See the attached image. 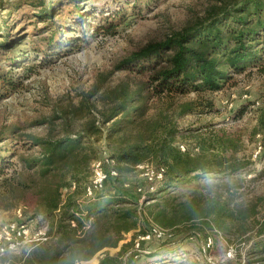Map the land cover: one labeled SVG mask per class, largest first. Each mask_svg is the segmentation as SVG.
<instances>
[{"label":"rangeland","instance_id":"374dc122","mask_svg":"<svg viewBox=\"0 0 264 264\" xmlns=\"http://www.w3.org/2000/svg\"><path fill=\"white\" fill-rule=\"evenodd\" d=\"M221 3L222 0H0V44L12 45L14 56L25 50L28 54L26 60L17 57L25 66L18 64L11 68L9 51L0 49V72L9 73L12 78L25 76L15 88L6 86L0 78V131L18 127L20 134L55 140L75 137L95 121L100 132L85 138L97 152L85 187L90 182L95 160L110 156L116 146L140 145L138 150L143 154L139 164L131 172L108 180L102 189L127 193L144 207L148 201L142 200L141 189L149 191L158 184L154 188L157 191L160 187L159 181L151 182L149 178L152 167L157 165L147 152V145L174 125L183 131L177 135L176 143L181 149L185 145L186 150H182L189 153L193 163L209 164L214 169L205 176L200 188L185 186L180 194L192 192L203 200L213 189L238 187L237 199L257 210L254 220L250 218L246 222L256 228L244 234H232L230 238L218 236L217 244L208 232L178 242L180 234L149 220V212L144 211L148 218L144 232L140 228L129 231L119 246L108 247L78 264H98L106 251L117 254L128 243L131 245L121 256L122 264H153L157 257L148 256L150 252L177 246L182 249L175 253L186 255L184 264H262L249 249L264 219V124L261 123L264 64L234 73L219 90H191L151 98L138 96L135 104L138 110L128 115L133 120L119 122L114 128L115 121L103 122V114L111 107L106 98L108 92L118 88L132 92L146 77L137 70L119 67L121 60L144 45L183 31ZM43 7L49 9V14L42 12ZM79 10L86 13L84 16L95 12L91 26L78 27L71 20ZM65 21V27L70 24L77 29L75 33L62 28ZM108 22L116 24L115 32H107ZM99 24V30H94ZM85 29V41L79 46L70 45L76 43L75 36H82ZM54 33L55 42L50 44L49 38ZM190 99L196 100V110L183 114L182 105ZM208 102L213 103L212 108ZM227 139L238 146L234 162L249 163L235 174L229 173L231 161L224 158L232 150L227 147L230 150L223 151L229 145ZM19 140L12 166L0 175V225L27 220L34 230L43 222L44 226L38 229L44 230L48 237L56 233V217H45V199L53 195L57 183L66 181L67 163L72 160L57 162L42 176L39 168L27 166L23 157L39 156L44 147L39 144L30 148L24 140ZM14 142H17L15 137L8 134L0 145ZM70 190L60 188L64 199ZM21 194L25 197L21 198ZM156 225L163 233L145 238ZM30 237L20 239L27 241Z\"/></svg>","mask_w":264,"mask_h":264},{"label":"trees","instance_id":"16d2710c","mask_svg":"<svg viewBox=\"0 0 264 264\" xmlns=\"http://www.w3.org/2000/svg\"><path fill=\"white\" fill-rule=\"evenodd\" d=\"M222 1L223 3L209 9L203 17L197 18L183 31L144 45L121 60L119 67L137 70L146 77L132 92L123 88L108 92L106 98L110 100L111 107L103 114L104 123L113 120L114 128L119 122L133 120L134 118H129L128 115L129 112L138 110L139 107L135 105L138 96L146 95L151 98L179 95L191 90H219L234 73L264 64V0ZM48 10L43 7L42 12L47 15ZM94 13L84 16L86 13L79 10L74 15V20H71L78 27L91 26ZM108 23L107 32H115L116 24ZM65 24L67 21L61 25L64 30L75 33L77 29L74 30L70 24L65 27ZM99 28L100 24L95 25L94 30ZM86 32L87 29L83 31L82 36H75L76 41L73 42L76 43L70 45L79 46L81 41H85ZM55 35L54 33L49 38L50 44H54ZM11 48L13 46L9 43L0 44V49L10 52L6 53L9 54L11 68L18 64L25 66L26 64L18 61L17 57L22 56V60H26L27 51L14 56ZM261 67L264 70V65ZM24 77L12 78L9 73L0 72L3 84L10 88L21 84ZM196 106L195 99L185 101L182 105L183 114L195 112ZM208 106L212 108L213 103L208 102ZM119 116L122 117L117 119ZM261 123L264 124V114ZM100 130V126L93 121L85 131L75 137L55 140L20 134L18 127L0 131V144L8 134L17 140L12 145H0V175L12 166L18 154L19 138L24 140L27 146L30 145V148L39 144L44 147L39 156L23 157L27 166L39 168L42 176H46L57 162L68 158L72 160L67 163L66 181L57 183L53 195L46 196L45 199L44 215L46 218L55 215L56 233L0 255V264L83 263L108 247L119 246L127 232L138 228L144 232V224L148 221L147 216L143 215L144 211L149 212V220L164 228H171L174 234H180L178 242L208 232V235L214 236L216 243L218 236L230 238L232 234H244L256 228L246 222L257 215V210L254 206H244V202L237 199L238 187L233 190L213 189L203 200L191 194L192 192L180 194L185 186H188L186 189L200 188L205 176L214 169L209 164L199 166L193 163L189 153L183 151L176 143L177 135L183 131L174 125L168 127L157 139L154 138L152 144L147 145V152L151 154L157 167L165 171L159 189L147 191L146 197H143L145 203L148 201L147 205L140 207V201L131 198L127 193L112 192L105 188L88 195L85 180L91 174L90 165L97 152L85 138L94 137ZM227 142L229 145L224 146L223 151H229L227 147L232 150L229 155H224V158L231 161L229 173L235 174L247 168L249 163H235L233 159L238 146L232 139H227ZM139 147L140 145L130 144L119 145L113 149L110 157L115 160L114 166L118 175L111 176L108 180L131 172L139 164L143 154L138 150ZM62 186L72 189L65 199L60 191ZM20 197H25V194ZM259 224V235L251 242L249 252L252 256H258L256 260L264 264V219ZM42 226L44 223L39 222L37 228ZM130 245L131 243L125 244L117 254L106 251L98 264H122L121 256ZM181 249V246L168 247L163 251L157 249L148 256L157 257L153 264H184L182 260L186 255L179 256V253H175ZM187 253L188 251H185V254Z\"/></svg>","mask_w":264,"mask_h":264},{"label":"built area","instance_id":"2783aa9c","mask_svg":"<svg viewBox=\"0 0 264 264\" xmlns=\"http://www.w3.org/2000/svg\"><path fill=\"white\" fill-rule=\"evenodd\" d=\"M183 150H186L185 145H181ZM115 160L106 156L103 159H97L93 163V173L90 179V182L86 186V193L88 195H92L97 190H101L107 180L111 176H117L118 170L114 166ZM153 166V165H152ZM164 169L161 167H152V174H150L149 178L151 182L159 181V185L163 182L164 179ZM156 186H152V189L149 191H154ZM143 192V197H146V192L144 189H141ZM163 233L160 226L156 225L153 229L145 235V238H149L152 234L161 235ZM31 236L27 241H21V236ZM47 235L42 229H32L31 225L26 222H13L6 223L4 225H0V255L5 254L8 251L16 250L21 245L41 239H46ZM231 254V252H228Z\"/></svg>","mask_w":264,"mask_h":264}]
</instances>
